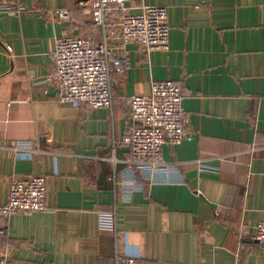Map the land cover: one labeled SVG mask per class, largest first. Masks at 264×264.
I'll return each mask as SVG.
<instances>
[{
    "label": "crops",
    "instance_id": "crops-1",
    "mask_svg": "<svg viewBox=\"0 0 264 264\" xmlns=\"http://www.w3.org/2000/svg\"><path fill=\"white\" fill-rule=\"evenodd\" d=\"M147 4L167 7L169 49L129 43L112 105L91 109L43 93L55 37L98 34L78 0H1L0 203L13 178L37 174L50 207L8 219L9 264H264L252 239L264 221V0L127 2ZM165 78L181 84L194 138L164 144L169 179H151L120 139L126 97Z\"/></svg>",
    "mask_w": 264,
    "mask_h": 264
},
{
    "label": "built area",
    "instance_id": "built-area-1",
    "mask_svg": "<svg viewBox=\"0 0 264 264\" xmlns=\"http://www.w3.org/2000/svg\"><path fill=\"white\" fill-rule=\"evenodd\" d=\"M1 2V0H0ZM128 0H78L98 29L96 36L74 33L56 36L52 64L44 75L43 93L50 91L56 101L74 107H110L113 100V74L123 85L131 61L127 45L136 43L145 53L169 49L170 26L167 7L147 4L133 13ZM56 14L68 17L67 10ZM10 52L11 46L6 45ZM181 84L174 79H152L147 93L126 97L129 123L120 143L127 148L129 167L148 171L151 179L167 177L168 166L162 159L164 144L191 141L194 131L183 104ZM45 177L29 174L11 180L8 198L0 203V264H9V248L4 245L6 222L15 213L48 211ZM264 245V221L255 225L252 235ZM113 264H137L133 256L117 257Z\"/></svg>",
    "mask_w": 264,
    "mask_h": 264
},
{
    "label": "trees",
    "instance_id": "trees-1",
    "mask_svg": "<svg viewBox=\"0 0 264 264\" xmlns=\"http://www.w3.org/2000/svg\"><path fill=\"white\" fill-rule=\"evenodd\" d=\"M80 35V34H79Z\"/></svg>",
    "mask_w": 264,
    "mask_h": 264
}]
</instances>
